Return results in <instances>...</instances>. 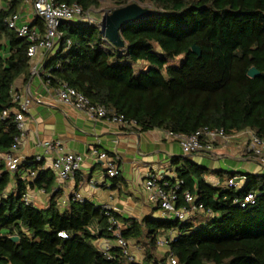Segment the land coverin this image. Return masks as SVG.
<instances>
[{
	"label": "trees",
	"instance_id": "obj_1",
	"mask_svg": "<svg viewBox=\"0 0 264 264\" xmlns=\"http://www.w3.org/2000/svg\"><path fill=\"white\" fill-rule=\"evenodd\" d=\"M26 1L0 0V155L11 152L20 134L14 117L2 119L3 112L16 105V82L31 75L30 43L7 24ZM54 2L78 4L85 11L103 4ZM108 2L113 10L138 3L154 14L121 29L123 49L105 39L98 25L64 24L61 51L46 60L48 87L68 83L92 104L136 122L140 131L191 135L221 129L229 136L252 131L264 138V0ZM35 25L44 31L40 18ZM253 67L260 77L248 75ZM24 169L36 172V178L26 183L19 173L12 177L5 163L0 166V264H170L171 253L178 264H264V175H246L248 183L239 190L213 186L206 180L208 169L184 159L177 178L164 179L169 187L181 182L176 208L187 205L184 195L190 193L214 215L140 221L121 219L114 210L88 201L70 200L62 208L57 179L43 162L28 158ZM235 176L228 173L227 182ZM13 178L17 191L8 192ZM29 190L49 195V206L27 204L24 195ZM251 193L257 196L256 204L242 208L239 202ZM111 219L120 224L126 242L143 249L142 261L133 253L130 260L116 245L110 256L101 250V241L117 240ZM172 234L175 239L160 257L159 239Z\"/></svg>",
	"mask_w": 264,
	"mask_h": 264
},
{
	"label": "crops",
	"instance_id": "obj_2",
	"mask_svg": "<svg viewBox=\"0 0 264 264\" xmlns=\"http://www.w3.org/2000/svg\"><path fill=\"white\" fill-rule=\"evenodd\" d=\"M20 13L29 25L37 23L38 17L30 4L25 2ZM46 72L43 69L39 76L21 77L15 84L17 94L30 96L32 100L26 115V137L16 154L26 159L43 155V142L59 141L64 152L83 156L80 171L69 180L56 184V189L61 192L59 206L62 208L69 205L74 195L80 194L96 206L111 208L121 219H162V211L149 201L144 183L150 174L173 181L184 159L208 169L210 173L206 180L213 186H227L228 173L244 177L242 188L248 183L246 175H264V165L248 151L250 134L246 132L232 133L227 142L217 141L211 153L186 156L179 143L163 130L140 131L108 120L91 121L82 112L60 104L45 82ZM102 152L118 161V178L108 175L105 163L98 157ZM55 157L56 152L44 157L45 170L52 172ZM176 160L180 162L178 165L174 163ZM2 163L5 162L0 159V166ZM219 172L224 175L220 176ZM19 174L26 183L29 182L25 169ZM17 187L13 178L8 192L17 191ZM28 192L37 208L49 206V195L39 190Z\"/></svg>",
	"mask_w": 264,
	"mask_h": 264
},
{
	"label": "built area",
	"instance_id": "obj_3",
	"mask_svg": "<svg viewBox=\"0 0 264 264\" xmlns=\"http://www.w3.org/2000/svg\"><path fill=\"white\" fill-rule=\"evenodd\" d=\"M27 4L32 6L34 14L40 18L44 23V31L41 32L38 28H32L27 22L23 20L21 13L11 16L7 20L10 29L14 30L19 38H23L30 43L28 57L31 62V76H39L51 55L56 56L61 51V44L63 40V33L61 27L66 23H77L85 25H98V22L91 21V11H85L80 5H65L57 4L54 0H27ZM1 8V4H0ZM102 25V24H101ZM100 26V25H98ZM102 27V26H100ZM70 45V42L68 43ZM68 45V46H69ZM52 56V57H54ZM47 84V83H46ZM48 86V84H47ZM50 88V87H49ZM55 93L60 104L66 107H72L82 112L91 121L108 120L120 126L136 127V122H128L123 115H116L104 106L94 105L82 93L71 87L68 83H62L57 88H50ZM13 101L16 105L3 112L2 119L10 116L14 117L17 124L19 136L16 138L15 145L11 152L0 155V159L5 162L6 167L11 175L19 173L27 164V159L16 154L21 141L26 137L27 133V118L29 109L32 103L30 96H22L13 92ZM250 134V141L248 143V151L253 155L254 159L264 165V138L255 135L252 131H246ZM168 136L177 141L186 156L211 153L214 150L217 141L227 142L230 136L221 129H202L198 132L186 134H174L167 132ZM44 154L33 157L36 162H42L45 156L56 152V157L52 163L51 169L58 183H63L74 177L81 169L83 156L74 153H66L62 149V144L59 141H46L42 143ZM99 160L105 163V168L111 178H118L120 176V168L118 161L112 158L108 153H99ZM26 175L29 181H33L37 173L27 172ZM244 177H232L227 182V186L233 189H241ZM144 187L149 195V201L158 206L162 211L164 220H182L192 217L196 213L204 212L207 216H213L212 211H206L204 206L197 204L196 198L190 194L185 193L184 198L186 206L183 208H176L177 191L181 188V182L177 181L175 185L169 187V183L164 181L162 177L157 174H150ZM44 193V192H43ZM24 200L27 204H34L33 197L30 193L24 195ZM72 200L83 203L86 200L80 195L76 194ZM257 196L255 194H248L239 202L242 208L255 205ZM107 210H112L109 207H104ZM112 228H117L115 236L117 238L115 244L109 240L100 242V248L105 255L110 256L113 245L118 246L124 250L125 255L133 260V252L131 245L121 237V227L118 221L111 219ZM65 237L64 235H62ZM176 234H172L169 238L163 236L159 239V246L166 248L169 242H172ZM170 264H178L174 255L169 256Z\"/></svg>",
	"mask_w": 264,
	"mask_h": 264
},
{
	"label": "water",
	"instance_id": "obj_4",
	"mask_svg": "<svg viewBox=\"0 0 264 264\" xmlns=\"http://www.w3.org/2000/svg\"><path fill=\"white\" fill-rule=\"evenodd\" d=\"M154 14L149 8L143 7L138 3H132L128 6L113 10L109 14H106L102 21V33L110 43H112L116 48L123 49L125 47V42L121 37L120 31L127 24L138 21ZM193 51L201 56V50L194 46ZM248 75L251 78H257L261 76V73L257 68L253 67L250 69ZM13 241L18 242L17 237L12 238Z\"/></svg>",
	"mask_w": 264,
	"mask_h": 264
},
{
	"label": "rangeland",
	"instance_id": "obj_5",
	"mask_svg": "<svg viewBox=\"0 0 264 264\" xmlns=\"http://www.w3.org/2000/svg\"><path fill=\"white\" fill-rule=\"evenodd\" d=\"M100 1L103 3L102 6L98 9H92L90 12L91 14L90 16H91V21H96L98 22V25L101 26L104 16L112 12L114 9V6H112L110 2H108V0H100ZM131 250L133 254L135 255L136 259L138 261H142L144 257L143 249L140 246L136 245V243H132ZM165 251H166L165 248L159 249L158 251L159 256L163 257L165 255ZM166 262L167 264H169L168 260Z\"/></svg>",
	"mask_w": 264,
	"mask_h": 264
}]
</instances>
